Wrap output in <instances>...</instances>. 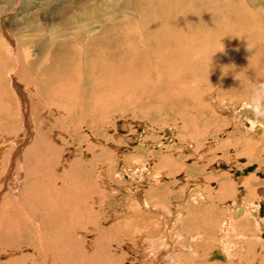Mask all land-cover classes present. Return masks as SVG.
<instances>
[{
  "label": "rangeland",
  "instance_id": "374dc122",
  "mask_svg": "<svg viewBox=\"0 0 264 264\" xmlns=\"http://www.w3.org/2000/svg\"><path fill=\"white\" fill-rule=\"evenodd\" d=\"M166 1L0 0V223L3 224L0 233L3 230L5 233L0 235V257L9 256L0 264L19 258L26 261L24 264L36 261L38 264L66 261L71 264H157L146 251L165 235L163 212L176 223L181 213L189 215L186 221L183 219L181 230L178 227L181 236L175 242L178 248H171L169 252L179 263L264 264L260 244L261 238L264 241V226L262 230L256 228L263 223L262 219L259 217L257 224L248 216L250 219L246 221L233 219L231 207L234 203L239 206L264 204V179L258 176L264 174V118L254 115V91L244 94L235 90L229 95L227 90L221 89L223 96H220L216 86L204 87L199 90L200 95L203 94L199 95L200 108L193 111V105L185 103V99L164 96L167 82L162 86L156 84L157 78H163L162 63L143 42L146 48L142 45L144 52L139 57L132 59L122 55L121 66L125 67V73L120 80L118 104L110 114L104 115L97 107L91 110L82 101L72 115L67 101L59 102L49 93L53 64L62 56L67 57L66 51L59 47L64 37L54 41L55 35L66 28L68 33H75L84 26V42L94 43L104 36L117 44L114 40L118 39V50L126 54L130 43L136 47L142 37L147 42L153 24L147 15L156 16L155 7ZM174 1L172 7L181 5L180 1ZM224 5L231 10L230 16L239 15L246 30L263 36L264 0H219L216 9L224 10L222 15L228 16ZM79 12L85 19H77ZM230 20L225 21L234 27L237 22ZM239 26L243 27L241 23ZM97 47L92 48L93 51ZM79 55L83 61L76 60L75 53L70 56L73 75L79 63L86 68L83 50ZM91 60L90 67L95 69L93 58ZM25 61L26 68L28 62L31 64L25 72L21 70L25 74L31 70L28 79L31 85L22 80L20 63ZM132 65L139 68L143 79H149L150 83L142 82L147 89L132 83V74L126 77ZM37 84L48 101L45 97L39 99ZM260 107L264 108V100L260 101ZM257 125L261 133L254 130L253 126ZM221 165L229 166V170L221 169ZM250 166H257L250 174L259 181L256 193L247 194L241 184L224 193L217 192L225 177L236 183L235 172ZM88 185H97L100 189L94 200L85 191ZM86 198L92 200L87 202L92 211L83 219V228L77 230L83 242L69 243V235L62 232L66 224L53 217L48 222H40L43 250H37L28 240L11 245L9 237L14 235L16 242L21 231L18 227H23L22 212L53 207L70 218L67 208L82 210ZM15 199L19 200L21 210L11 207ZM146 200L151 209L142 205ZM20 221L21 226L16 223ZM170 224L172 230L174 223ZM227 224L231 227H226ZM32 230L25 231L24 236L34 237ZM249 236L252 237L246 238ZM224 249L231 260L213 258L215 252L224 254ZM159 261L158 264H163V260Z\"/></svg>",
  "mask_w": 264,
  "mask_h": 264
},
{
  "label": "bare ground",
  "instance_id": "6f19581e",
  "mask_svg": "<svg viewBox=\"0 0 264 264\" xmlns=\"http://www.w3.org/2000/svg\"><path fill=\"white\" fill-rule=\"evenodd\" d=\"M150 1L152 3H154L155 1L160 2V0H150ZM178 1H180L181 5L177 4L174 7H172V4H175L174 3L175 1L171 0L170 2H168L167 0L166 3L164 2L163 5L155 7L158 15L156 14L155 16L154 14H151V13L147 15L149 21L153 23L150 26L149 31H148L149 34L147 37V42L144 40V37H142L138 39V43L136 44L137 45L136 47L133 43H130L128 45L129 47L127 48V50L129 49V52L126 54H121L120 50H118L119 48L118 39L114 40L115 42H117V44H115V43L110 42V40H107L104 36H100L103 38L99 37L98 40H94V43H89L88 41L87 42L88 44H87L86 42H84L85 41L84 35L86 34V30L84 29V26L82 28H79L78 31L75 33H68L69 29L66 28L64 29V32H61V34H58L57 36L55 35L52 38V40L54 41L59 37H64V40L62 41V46L61 45L59 46V43H57L56 46H59L62 51H66L67 57L62 56L60 59L57 58L59 61L55 60L56 63L53 64L54 72L50 73V79L48 80V83H49L48 85L50 88L49 89L50 95L56 97V99H58L59 102L67 101L70 104L69 112L72 115L75 114V112L78 109V104L82 101L86 102L89 105L91 110L94 107H97L98 111H100L104 115L110 114L111 109L116 107L118 104L117 101L119 99L117 98V96H119V92H120L119 90L120 85H121L120 80L122 79V75H124L125 73V69H124L125 67L123 66L122 68L121 66V58L123 57L122 55L130 56L132 59L139 57L144 52V50L142 49L143 44H148L153 51V56H155L156 58H159V60L162 63V68L164 70L163 78L161 79L157 78L156 84L158 85L160 84V86H162V84H166L167 82L166 84V86L168 85L167 93H165L164 96L167 99L171 97L181 98V100L185 99L184 101L185 103H189V105L190 104L193 105V109H194L193 111H196V109L200 108V106H198V102H201V100L199 99V95H200L199 90L203 89L204 87L216 86L220 92V96H223L221 89L227 90V92H229V95H232L231 92L235 90H236L235 92H238V93L243 92L245 94V93H251V91H254L255 93L258 88L263 89L262 87L264 86V55H263L264 54L263 52L264 34L263 36H261L258 33L256 34V32L253 33V32L248 31V29L246 30L244 28V22L238 18L239 15L237 17L236 15L235 17L230 16L229 11L231 10H227L226 5L224 6H226L225 10H227L228 16L222 15L224 10L220 11L218 10L219 8L216 9L215 7L218 4L219 0H178ZM248 9L250 8L248 7ZM160 10L162 11L159 12ZM165 10H168V11L166 12ZM253 12L252 14H255V12L254 13ZM77 17H78L77 19L79 20L85 19L84 14L80 12L77 14ZM227 18H231L230 21L231 22L236 21L237 24L234 27H230L231 25L225 21ZM72 22H71V26H72ZM240 23L243 27L239 26ZM113 37L114 36L111 37V40L113 39ZM2 44L6 45L4 41H2ZM96 46L98 47L96 48V50L94 49L95 51H93L92 48ZM5 47L7 48L8 46L6 45ZM222 49L223 51H221ZM82 50L84 54L83 56H85L83 59H84V64L86 68L83 67V63H79L78 61L79 64L78 65L75 64V66L77 65L78 67L76 69L78 72L75 70V74L73 75V73L71 74V70H70L72 67V62H71L72 58H70V56H73V54L75 53L77 57L76 60H80L81 56L79 54L81 53ZM106 50H109V51L106 52ZM10 51H11V48H10ZM8 52L6 53L9 54ZM22 58L23 57H21V59ZM92 58H93V67H95V69L90 67L92 65L90 63V60ZM24 60H25V57H24ZM26 61L24 64L23 62L22 64L20 63L21 65L20 72H22L23 70L25 72V70L29 68L31 63L28 62V65L26 68V64H27ZM88 62L89 64H87ZM129 62H131V60H129ZM155 64H156V61H155ZM60 66H63V68H61ZM129 69L132 71H128L126 77L132 74L133 75L132 77H134V79L130 81L136 84L137 87H140V88L143 87L147 89V86H144L142 82L150 83L147 81L149 80L147 78L148 76L145 75L147 80L143 79L142 78L143 74L139 70L138 67L136 68L133 66ZM145 70L147 72L148 69H145ZM86 71L88 72L87 75H85ZM24 72H22V80L29 82L28 79L31 78V75L29 74L31 73V70L30 69L28 70L29 73H26L27 75ZM69 73L73 75L71 76V79L68 77ZM159 74L157 75L158 77H159ZM34 80L37 82L39 81L38 79H34ZM131 82H129L130 85H131ZM29 85H31L30 82H29ZM29 85L28 87L30 89L31 87ZM37 86L39 87V91H38L40 95L39 99L41 100L42 98L44 99L45 97L48 101L47 96L43 97L42 89L40 85L37 84ZM158 90H155V92ZM254 93L253 95H256ZM77 99H79V101ZM246 99H247V96H246ZM217 100H215V102ZM203 107L201 106V108ZM32 111L34 112V109ZM258 127H259L258 125L255 127L253 126V128H255L254 130L256 131V133L257 132L261 133ZM221 166L219 167L221 168ZM256 169H257V166H256ZM256 169L251 173H254ZM223 170L228 171L229 166H227V169H223ZM251 173L247 174L248 176L247 175H241V176L235 175V177L238 178L236 183L233 182L234 181L233 179L232 181L231 178L225 177L226 180L224 179L222 180V183L220 187L218 188L217 192L224 193L226 191L231 190L230 187L234 188L236 187V185L241 184V186L247 190V194H250L252 192L256 193V191L258 190L259 181L257 180V178H255L253 174L250 175ZM259 174L258 176L261 177ZM261 175L264 176L263 173ZM262 179H264V177ZM99 190L100 189H98L97 185H92V186L88 185L85 187V191L91 194L92 197H90V199L92 200L96 199V197L99 194L98 193ZM17 199H15L16 201H12V204H11V207H13L15 211H17V209L19 210V208L21 210L20 202ZM92 200H88L86 198L85 202L82 201L84 202V204H82V207L80 205V207L82 208V210L80 211H79V208H77L78 210L74 208L72 210L71 208H67V213L70 215V218H67L68 216L67 214L64 213L66 215L65 216V215H62L61 212L54 210L53 207L36 208L35 210H32L30 212H26V211L22 212L23 213V216H22L23 217L22 218L23 227H20L22 229L18 227V229L21 230L19 231V236L16 239L18 242L17 241L14 242L13 240L14 235L9 237L11 241L10 242L11 245L13 243L20 244L22 243V240H24L23 242H26V240H28L34 243L36 247H38L37 250L38 249L43 250V245L41 244L44 242L42 239V235L40 234L41 232L39 231V227L41 226L40 222H45V221L48 222L49 219L53 217H57L61 221V223L63 222L64 224H66L62 226V232L64 233V235H67V236L69 235L68 237L69 243L74 244L75 242H78V243L83 242L84 240H81V238L78 237L77 230L79 228H83V225H82L83 219L85 218V216L88 215V213H90V211H92V207L91 208L87 207V202L92 201ZM142 205L147 210L151 209L150 207H152L148 202H144L142 203ZM231 207L234 210L233 219H236V218L243 219L244 218L243 220L246 221L252 218L256 221V222L254 221V223L257 224L260 222L259 217H262L261 219L263 223H259L257 224V226L255 225L257 229L260 227L259 230H262L264 226V214H261L260 210L261 208L264 209L263 204H261L260 206V204H258L257 202V203L246 204V206L245 205L239 206L238 204L234 203V205H232ZM158 209L159 208L157 209L154 208L153 210H158ZM238 209L242 210L241 214H236ZM161 215L162 217L164 216V224H165L164 234L165 235L157 239L154 242L152 249L146 252L148 254L150 253L154 260H157V264L160 262L159 260H163V264H175L173 257L170 255L168 257L166 256V254L168 255L169 253L166 252L164 254L163 252L166 251V248H169V247L174 248V249L178 248L175 245V242L180 240L181 238L179 234L178 226L182 224V222L185 220L184 218L185 212L181 213L182 217H179V216L177 217V223L175 222L174 219L171 218V216H168L167 213L163 212L161 213ZM167 216L169 217L167 220L168 223L165 220ZM247 216L250 218H248ZM62 217L64 218L63 219L64 221H62ZM9 218L10 219L8 221L11 220V217ZM170 222L174 223L172 230L170 229V225H171ZM16 223H18L19 226H21L20 224L21 221L16 222ZM228 224L226 225V227L230 228L231 225H228ZM0 229H3L2 223H0ZM15 229L16 227H14L13 234H15L14 233ZM28 229H33L32 232L35 233L33 234L35 238L32 235L31 236L28 235V238L26 237L27 235L24 236L23 233H25V231H27ZM1 234H5L4 230L2 231V233H0V235ZM79 236H81V234ZM250 237L252 236H249L246 238H250ZM168 238L170 240H168ZM10 243H7V244H10ZM260 244L262 245V250H263L261 251L264 252V241L262 238L260 239ZM45 245L47 246V244ZM144 251H145V248H144ZM223 253L224 254H221V253L219 254V256L222 257V259L221 258H217V259H220L222 261L232 259V257H230V255L227 254V251H225V249ZM8 257L9 256L7 255L5 257L1 256L0 261H2V259L3 260L9 259ZM213 258L216 259L215 255L213 256ZM28 261H31V260H28ZM33 261L34 259H32V262ZM21 262H23L24 264L26 261H23V259L19 258L17 260L9 261V263H3V264H20ZM60 264H71V262L66 261L63 263L61 262Z\"/></svg>",
  "mask_w": 264,
  "mask_h": 264
},
{
  "label": "clouds",
  "instance_id": "9594fccd",
  "mask_svg": "<svg viewBox=\"0 0 264 264\" xmlns=\"http://www.w3.org/2000/svg\"><path fill=\"white\" fill-rule=\"evenodd\" d=\"M221 51H223V49ZM261 100H264V89L258 88L256 91V97L254 99V105H255L254 115L264 118V108L260 107Z\"/></svg>",
  "mask_w": 264,
  "mask_h": 264
},
{
  "label": "water",
  "instance_id": "95a60500",
  "mask_svg": "<svg viewBox=\"0 0 264 264\" xmlns=\"http://www.w3.org/2000/svg\"><path fill=\"white\" fill-rule=\"evenodd\" d=\"M242 162H245V161L242 160ZM221 168H223V169H227V166L222 165ZM255 169H256V166H250V167L244 169L243 171H236V172H235V175H236V176L247 175V174L253 172ZM259 175H260L262 178L264 177V176L261 175V174H259ZM241 212H242V210H241V209H238L237 212H236V214H241ZM261 214H264V210L261 211ZM214 255H215L216 258H221V259H222V257L219 256V253H218V252H215Z\"/></svg>",
  "mask_w": 264,
  "mask_h": 264
},
{
  "label": "crops",
  "instance_id": "0c3cea01",
  "mask_svg": "<svg viewBox=\"0 0 264 264\" xmlns=\"http://www.w3.org/2000/svg\"><path fill=\"white\" fill-rule=\"evenodd\" d=\"M147 202V201H146ZM185 203H187V202H185ZM185 205V204H184ZM189 217V215H186L185 214V216H184V218H185V221H186V219ZM260 218H262V217H260ZM181 225L182 224H180L178 227H179V229L181 230ZM263 238H264V233H263ZM169 249H171L170 247L169 248H166V251H164L163 253L165 254L166 252L167 253H169L170 252V250ZM163 250H165V249H163ZM169 255V254H168ZM174 262H175V264H181V263H179L176 259H174ZM178 262V263H177Z\"/></svg>",
  "mask_w": 264,
  "mask_h": 264
},
{
  "label": "flooded vegetation",
  "instance_id": "af4514ba",
  "mask_svg": "<svg viewBox=\"0 0 264 264\" xmlns=\"http://www.w3.org/2000/svg\"><path fill=\"white\" fill-rule=\"evenodd\" d=\"M263 206H264V204H263ZM262 210H264V209H263V208H261L260 212H261Z\"/></svg>",
  "mask_w": 264,
  "mask_h": 264
}]
</instances>
